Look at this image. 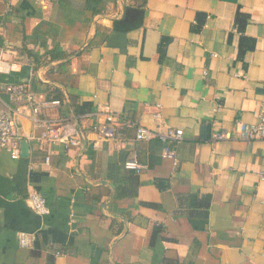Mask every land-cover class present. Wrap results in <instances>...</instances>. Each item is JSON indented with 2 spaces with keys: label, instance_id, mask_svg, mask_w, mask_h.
Wrapping results in <instances>:
<instances>
[{
  "label": "crops",
  "instance_id": "0c3cea01",
  "mask_svg": "<svg viewBox=\"0 0 264 264\" xmlns=\"http://www.w3.org/2000/svg\"><path fill=\"white\" fill-rule=\"evenodd\" d=\"M127 7L142 24L115 31ZM263 99L264 0H0V113L21 137L0 151V264H264V141L237 134ZM104 111L183 140L102 138ZM72 127L78 147L44 138Z\"/></svg>",
  "mask_w": 264,
  "mask_h": 264
},
{
  "label": "built area",
  "instance_id": "2783aa9c",
  "mask_svg": "<svg viewBox=\"0 0 264 264\" xmlns=\"http://www.w3.org/2000/svg\"><path fill=\"white\" fill-rule=\"evenodd\" d=\"M5 91L11 95V97L19 101H33L32 96L28 95L26 92V87L23 85H13L5 88ZM57 104V103H54ZM39 108L34 109V113L37 114ZM17 112L14 109L9 108L8 111L0 113V151H7L10 153L13 159H18L20 157V141L21 137L18 135L15 117ZM97 125L95 127L96 131L103 137L110 139L114 136L117 138L122 137V133L118 131L119 127L134 128L136 131L135 140L138 142L150 141L153 139H158L164 142H181L183 140V133L181 131L169 132L166 135H162L146 129L143 126L136 125L134 122L128 119L122 118L119 114L104 111L98 112L96 114ZM38 122V121H37ZM43 126L46 130L50 131L47 122H43ZM109 133H107V130ZM239 140L246 142L254 141H264V99L261 102L260 109L258 112V122L255 124L240 123L238 124L237 130ZM50 137V140H59L66 143L69 146L78 147L82 144L83 135L80 131H76L73 127L66 129L63 136L58 137L57 135L48 136L44 135V138ZM222 139V136H216L215 140ZM126 169L133 170L140 173L143 169L141 165L134 159L128 161L126 164ZM30 206L32 210L39 216H47L50 214V207L48 206L46 199L37 194L33 193L30 196ZM19 244L22 248H29L32 242V235L27 233H19L18 236Z\"/></svg>",
  "mask_w": 264,
  "mask_h": 264
},
{
  "label": "trees",
  "instance_id": "16d2710c",
  "mask_svg": "<svg viewBox=\"0 0 264 264\" xmlns=\"http://www.w3.org/2000/svg\"><path fill=\"white\" fill-rule=\"evenodd\" d=\"M143 14L144 13H143L142 10L133 9V8L127 7L126 10H125L124 17L120 21H116L115 22L114 30L115 31H121V32H128V31H132V30H134L136 28H139L141 26V24H142ZM201 18H202V16L199 15L197 17V24L195 26H193V30L195 32L201 31V29L203 27V20ZM247 19L248 18H247V16L245 14H243L240 11H238L237 15L235 17V26L239 30L244 29V26H245V24L247 22ZM247 41L248 40H246L244 38L241 41V51H240V54H239L240 58L244 57V53H245L244 46L246 45ZM167 44H168V40L167 39H163L161 44H160V47H159V51H160L161 55H163ZM125 168H126V166H125ZM126 170H128V169H126Z\"/></svg>",
  "mask_w": 264,
  "mask_h": 264
}]
</instances>
